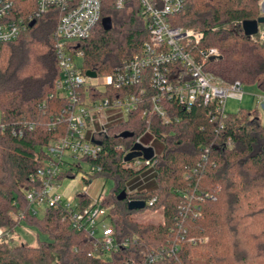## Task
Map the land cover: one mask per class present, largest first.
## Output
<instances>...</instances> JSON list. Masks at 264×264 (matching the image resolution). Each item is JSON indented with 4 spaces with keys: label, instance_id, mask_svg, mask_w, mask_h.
I'll use <instances>...</instances> for the list:
<instances>
[{
    "label": "trees",
    "instance_id": "obj_1",
    "mask_svg": "<svg viewBox=\"0 0 264 264\" xmlns=\"http://www.w3.org/2000/svg\"><path fill=\"white\" fill-rule=\"evenodd\" d=\"M19 4L22 15L35 9L34 2ZM56 13L51 10L17 39L0 46V226L13 234L24 221L49 236L36 245L3 238L0 264H146L159 248L165 250L164 256L152 264H264V123L256 110L242 108L216 117L209 105L186 110L172 103L171 115L179 120L163 124L145 98L127 120L108 126L101 137L102 151L93 160L102 167L95 177L115 181L105 206L116 217L112 223L119 238L137 240L107 261L91 254L92 238L77 231L69 219L62 220L60 209L47 207L41 216L33 213L26 196L32 187L30 176L48 158L46 147L68 132L61 114L67 100L55 88L61 75ZM262 15L261 0H187L171 23L203 33L197 52L218 48L220 56L206 62V71L227 83L240 81L264 92V41L245 35L242 27L244 20ZM102 17L111 18L109 30L99 21L87 37L73 44L83 52L82 71L99 75L111 73L139 53L149 38L138 0H127L121 10L114 0H105ZM24 123L33 128L13 135L12 128ZM148 128L143 142L154 138L160 143L154 181L148 187H130L146 167H126L123 158ZM124 131L133 136L120 138ZM73 176L70 170L63 172L62 182ZM121 191L127 193L124 200L118 199ZM77 199L83 205L91 202L84 192ZM131 199L144 200L145 208L130 210ZM158 207L163 209L162 223L131 218ZM10 211L21 212L24 218H12Z\"/></svg>",
    "mask_w": 264,
    "mask_h": 264
},
{
    "label": "built area",
    "instance_id": "obj_2",
    "mask_svg": "<svg viewBox=\"0 0 264 264\" xmlns=\"http://www.w3.org/2000/svg\"><path fill=\"white\" fill-rule=\"evenodd\" d=\"M104 1L26 0V3L34 2L35 9L22 15L23 6L19 0H0V46L17 39L33 20L36 21L51 10L57 11L55 50L61 75L55 82V88L57 95L67 100L61 114L68 122V132L46 147L48 158L30 176L32 187L26 196L34 214H39V210L42 212L47 207L60 209L62 220L69 219L77 231H84L92 238L91 254L107 261L113 253L129 247L137 240L136 237L119 238L112 223V218L116 217H112L109 207L105 206L109 196L104 191L91 194L93 182L99 178L95 176L102 170L93 160L102 151L101 137L107 132L108 126L127 120L145 98L150 99L152 113L163 124L179 120L177 116L171 115L172 103L186 110H191L195 105H209L216 117H224L227 99L241 100L245 91L240 81L227 83L205 70L206 62L220 56V51L211 46L197 52L195 46L203 38V33L172 25L171 18L184 8L187 0H138L139 14L147 21L148 40L143 43L139 53L124 59L111 73L89 76L87 71L81 69L83 52L75 49L73 44L87 37L102 20ZM114 1L117 9L126 7L127 0ZM260 25L258 32L251 37L264 41V23L262 27ZM133 87L137 88L136 92L131 91ZM253 96L264 109V94ZM114 108L124 111V120L110 123L102 114L105 109ZM32 128V124L24 123L11 131L15 136H22L25 130ZM146 133H149V128L134 144L139 142L146 147H153V157H136L132 161L123 158V162L126 167L140 169L145 166L153 172L158 162L157 151L153 145L154 138L148 143L143 142ZM131 149L125 152L124 157ZM83 164L89 165L87 171L82 169ZM67 170L74 174L71 179L78 176L84 182L88 181L87 187L78 191L91 198L88 205L78 201V193L73 198L62 194L61 176ZM205 196L212 197L210 194ZM154 201L155 198L148 205L152 206ZM9 215L16 220L24 218L21 212L10 211ZM11 236L7 227L0 226V240ZM164 251L159 248L151 252L146 264L161 260Z\"/></svg>",
    "mask_w": 264,
    "mask_h": 264
},
{
    "label": "rangeland",
    "instance_id": "obj_3",
    "mask_svg": "<svg viewBox=\"0 0 264 264\" xmlns=\"http://www.w3.org/2000/svg\"><path fill=\"white\" fill-rule=\"evenodd\" d=\"M263 1L264 0H261V5ZM260 26L262 27L263 24H261ZM80 61L81 59H79V62ZM244 91H245V95L241 100L234 98L227 99L225 105L226 111L230 113H236L242 108L249 111L256 110L259 113L262 122L264 123V109L259 103H257L256 98L253 96V94H264V92L255 85H244ZM102 114L108 118L110 123L124 120L126 117L124 111L121 108L105 109L102 112ZM153 145L156 151L160 150L159 142L155 141ZM88 166L89 165L83 164L82 169L84 171H87ZM150 169H151L150 167L144 168L133 180L140 178L143 173H145ZM77 183H80L82 185V182L80 181V178L78 176H76L75 179H65L60 186V190L62 191L71 184H77ZM83 184L85 188L88 185L86 183ZM93 186H94L92 189L93 193H95V191L96 193H98L99 191H104L109 196L110 190L115 186V181L111 178L106 179L103 176H100L98 179H96L93 182ZM41 213H42L41 210H39L40 216ZM131 218L146 223L159 224L164 221L163 209L162 207H158L156 209H147L142 212L134 213ZM12 238L16 242H26L29 245H36L40 241L49 240V236L46 233L42 232L37 226L28 224L24 221H20V223L16 226L15 231L12 234Z\"/></svg>",
    "mask_w": 264,
    "mask_h": 264
},
{
    "label": "water",
    "instance_id": "obj_4",
    "mask_svg": "<svg viewBox=\"0 0 264 264\" xmlns=\"http://www.w3.org/2000/svg\"><path fill=\"white\" fill-rule=\"evenodd\" d=\"M264 9V1L262 5ZM36 23L35 20L30 22L29 26L32 27ZM102 26L105 30H109L112 27V20L110 17H103L101 20ZM264 23V15L258 17L257 19L252 20H244L242 23L243 31L245 35L251 36L258 32L259 24ZM87 74L89 76H96V72L88 70ZM121 138L132 137L133 133L129 131L121 132L119 135ZM100 143V142H98ZM154 155L153 147H146L143 144L137 142L132 146L131 151L124 157L125 161H132L136 157H142L144 159L152 158ZM127 198L126 191H121L118 195L119 200H124ZM145 201L144 200H129L128 201V208L130 210H138L145 208Z\"/></svg>",
    "mask_w": 264,
    "mask_h": 264
},
{
    "label": "crops",
    "instance_id": "obj_5",
    "mask_svg": "<svg viewBox=\"0 0 264 264\" xmlns=\"http://www.w3.org/2000/svg\"><path fill=\"white\" fill-rule=\"evenodd\" d=\"M262 5H263V3H262ZM262 5H261V9H262V13L264 14V9L262 8L263 7ZM80 181L82 182V185L80 183L71 184L66 189L62 190V194L65 197H67V198H73L74 196H76V194L78 193V191H80L81 189L84 188V184L83 183H85V182L83 180H81V179H80ZM152 181H154L153 172L151 170H148L147 172L143 173L140 178H138L137 180H135L132 183V186H130V187H133L135 185H136V188L139 187V186L140 187L141 186H145V185L147 186ZM91 194L92 195H96V191H95V193H93V191H91Z\"/></svg>",
    "mask_w": 264,
    "mask_h": 264
}]
</instances>
